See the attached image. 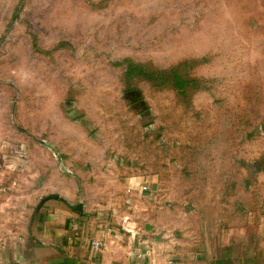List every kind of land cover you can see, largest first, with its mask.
<instances>
[{
    "label": "rangeland",
    "instance_id": "obj_1",
    "mask_svg": "<svg viewBox=\"0 0 264 264\" xmlns=\"http://www.w3.org/2000/svg\"><path fill=\"white\" fill-rule=\"evenodd\" d=\"M215 163L264 196V0H0L4 194L77 183L95 205L141 175L190 195Z\"/></svg>",
    "mask_w": 264,
    "mask_h": 264
},
{
    "label": "crops",
    "instance_id": "obj_2",
    "mask_svg": "<svg viewBox=\"0 0 264 264\" xmlns=\"http://www.w3.org/2000/svg\"><path fill=\"white\" fill-rule=\"evenodd\" d=\"M225 170L215 163L190 195L129 175L95 205L78 198L77 183L44 186L27 202L28 183L13 194L0 189V264H264V196L248 186L246 171L232 178ZM4 177L0 170V183ZM52 194L61 199L38 209Z\"/></svg>",
    "mask_w": 264,
    "mask_h": 264
},
{
    "label": "trees",
    "instance_id": "obj_3",
    "mask_svg": "<svg viewBox=\"0 0 264 264\" xmlns=\"http://www.w3.org/2000/svg\"><path fill=\"white\" fill-rule=\"evenodd\" d=\"M123 64H126L127 81H130L134 77H142L159 87L172 85L179 92H182V90L188 86H196V81H188L182 78L178 73V69L170 71H156L128 61L116 63V65Z\"/></svg>",
    "mask_w": 264,
    "mask_h": 264
},
{
    "label": "water",
    "instance_id": "obj_4",
    "mask_svg": "<svg viewBox=\"0 0 264 264\" xmlns=\"http://www.w3.org/2000/svg\"><path fill=\"white\" fill-rule=\"evenodd\" d=\"M51 199H61L58 195L52 194V195H48L46 197H44L41 202L38 205V209H40L42 207V205H44L47 201L51 200ZM72 208L80 213H82L83 211V206L81 204H77L72 206Z\"/></svg>",
    "mask_w": 264,
    "mask_h": 264
},
{
    "label": "built area",
    "instance_id": "obj_5",
    "mask_svg": "<svg viewBox=\"0 0 264 264\" xmlns=\"http://www.w3.org/2000/svg\"><path fill=\"white\" fill-rule=\"evenodd\" d=\"M147 187H142V191H147ZM92 245H93V247L96 249V250H99V249H101V248H103L104 247V243L103 242H96V241H94V242H92Z\"/></svg>",
    "mask_w": 264,
    "mask_h": 264
}]
</instances>
